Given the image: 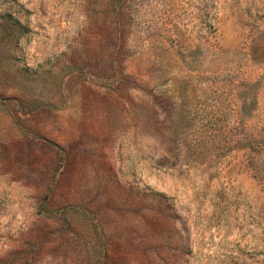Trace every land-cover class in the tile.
Here are the masks:
<instances>
[{"label": "rangeland", "instance_id": "1", "mask_svg": "<svg viewBox=\"0 0 264 264\" xmlns=\"http://www.w3.org/2000/svg\"><path fill=\"white\" fill-rule=\"evenodd\" d=\"M0 264H264V0H0Z\"/></svg>", "mask_w": 264, "mask_h": 264}, {"label": "trees", "instance_id": "2", "mask_svg": "<svg viewBox=\"0 0 264 264\" xmlns=\"http://www.w3.org/2000/svg\"><path fill=\"white\" fill-rule=\"evenodd\" d=\"M14 25H19V30L22 34L27 30L19 21H17Z\"/></svg>", "mask_w": 264, "mask_h": 264}]
</instances>
